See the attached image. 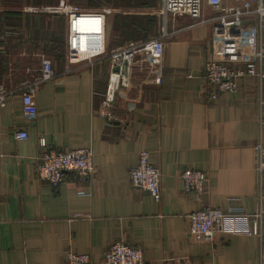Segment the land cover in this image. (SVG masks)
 <instances>
[{
    "label": "crops",
    "instance_id": "crops-1",
    "mask_svg": "<svg viewBox=\"0 0 264 264\" xmlns=\"http://www.w3.org/2000/svg\"><path fill=\"white\" fill-rule=\"evenodd\" d=\"M66 7L77 8L70 0H0V86L7 91L0 106V264H63L68 252L104 264L116 241L139 248L148 264H259L260 240L250 235L247 215L225 217L212 241L188 234L190 214L225 212L229 199L248 215L261 213L264 234V177L253 149L264 82L243 80L235 94L212 100L202 78L210 59L250 58L247 42L227 49L215 41L206 5L202 20L168 16L162 56L148 63L136 55L132 87L102 115L108 58H55L65 48ZM253 25L243 17L232 35ZM43 56L54 75L34 95L30 121L21 92L40 75ZM20 131L25 140L14 138ZM39 138L57 152L91 148L94 175L68 173L58 187L36 179ZM141 151L160 171L158 203L129 181ZM185 169L207 176L201 197L182 192Z\"/></svg>",
    "mask_w": 264,
    "mask_h": 264
},
{
    "label": "built area",
    "instance_id": "built-area-1",
    "mask_svg": "<svg viewBox=\"0 0 264 264\" xmlns=\"http://www.w3.org/2000/svg\"><path fill=\"white\" fill-rule=\"evenodd\" d=\"M203 5L213 13L210 21L213 23L215 41H220L224 48H232L247 42L251 57L243 60H226L213 58L203 67V81L211 89L210 98L216 99L223 94H235L240 83L246 79L264 82V0H160L159 14L164 25L156 38L130 42L113 49L107 56L109 74L107 86L100 103L101 114L110 107L120 90H127L133 85V69L136 55H144L148 63L160 58L164 50L167 17L190 18L202 20ZM67 12H66V11ZM67 33L65 38V60L68 64L86 62L106 55V16L108 9L82 12L77 8L66 7ZM252 17L254 27L246 34L232 35V27L243 17ZM54 75L52 61L43 56L40 75L21 92L23 114L27 120H34L37 109L34 95L42 83ZM7 91L0 86V106L6 99ZM258 140L253 146L256 155V172L261 179L264 177V108L260 103L258 112ZM16 140H25L27 134L23 131L14 134ZM41 150L37 157L35 176L39 181L52 187H58L68 173L78 179H90L94 175L91 148H79L68 152H57L46 147L45 140L39 138ZM179 185L184 194L201 197L207 190V176L197 170L185 169L179 175ZM129 181L132 187L147 192L154 202L161 198L160 171L151 164L149 153L141 151L137 164L129 171ZM264 199V197H262ZM236 199H229L226 211L215 207H204L189 215L188 234L195 242L212 241L223 231L225 217L247 215L251 223L250 235L260 240L259 264H264V234L261 231V213L248 215L245 210L236 206ZM104 264H148L139 248L123 241L112 243L103 254ZM63 264H91L87 254L68 252Z\"/></svg>",
    "mask_w": 264,
    "mask_h": 264
},
{
    "label": "trees",
    "instance_id": "trees-1",
    "mask_svg": "<svg viewBox=\"0 0 264 264\" xmlns=\"http://www.w3.org/2000/svg\"><path fill=\"white\" fill-rule=\"evenodd\" d=\"M70 2L85 8V10L79 9L82 12L106 8L120 11L110 17L111 20L106 16V39L109 24L111 25V35L118 46H123L131 41H147L158 36L160 28L156 23V17L131 14L130 11L155 9L157 7L156 0H70ZM60 53L55 58H64L65 48Z\"/></svg>",
    "mask_w": 264,
    "mask_h": 264
},
{
    "label": "rangeland",
    "instance_id": "rangeland-1",
    "mask_svg": "<svg viewBox=\"0 0 264 264\" xmlns=\"http://www.w3.org/2000/svg\"><path fill=\"white\" fill-rule=\"evenodd\" d=\"M157 1V7L155 9H145V10H130L131 11V14H138V15H145L147 17H150V16H154L156 17V23L158 25V28H161L163 25H164V22H163V18L160 16L159 14V8H160V0H156ZM78 7V10L81 9V10H85V8L81 7L80 5L77 6ZM109 10L107 16L109 18V20H111L110 17H113V15L116 13V12H120V11H116V10H112L110 8H106ZM102 10V9H101ZM123 12V11H121ZM171 17V16H170ZM169 19V18H168ZM168 27V23H167V26ZM154 38V37H152ZM141 40H138V41H131V42H139ZM130 43V42H129ZM117 43L115 42V40L113 39L112 35H111V25L108 24V32H107V39H106V55L104 57H107L110 52L119 47L118 45H116Z\"/></svg>",
    "mask_w": 264,
    "mask_h": 264
}]
</instances>
